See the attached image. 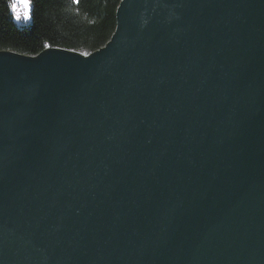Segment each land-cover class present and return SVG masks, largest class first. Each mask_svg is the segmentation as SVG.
<instances>
[{"label":"water","instance_id":"water-1","mask_svg":"<svg viewBox=\"0 0 264 264\" xmlns=\"http://www.w3.org/2000/svg\"><path fill=\"white\" fill-rule=\"evenodd\" d=\"M0 264H264V0L0 50Z\"/></svg>","mask_w":264,"mask_h":264},{"label":"trees","instance_id":"trees-1","mask_svg":"<svg viewBox=\"0 0 264 264\" xmlns=\"http://www.w3.org/2000/svg\"><path fill=\"white\" fill-rule=\"evenodd\" d=\"M30 10L17 21L13 0H0V50L36 55L46 47L93 52L116 28L120 0H28Z\"/></svg>","mask_w":264,"mask_h":264},{"label":"rangeland","instance_id":"rangeland-1","mask_svg":"<svg viewBox=\"0 0 264 264\" xmlns=\"http://www.w3.org/2000/svg\"><path fill=\"white\" fill-rule=\"evenodd\" d=\"M13 4H16L17 5V8H23V11H26L27 13L29 12L30 10V4H29V1L28 0H13ZM22 11V12H23ZM13 13H14V16H15V19L17 21H20L21 18L24 17V15L22 14L19 19H17L16 17V12L15 10L13 9Z\"/></svg>","mask_w":264,"mask_h":264},{"label":"snow or ice","instance_id":"snow-or-ice-1","mask_svg":"<svg viewBox=\"0 0 264 264\" xmlns=\"http://www.w3.org/2000/svg\"><path fill=\"white\" fill-rule=\"evenodd\" d=\"M13 9L15 10L16 12V17L17 19H19V17L23 14L25 16V18H27V12L26 11H23V12H17V5L16 4H13L12 5ZM85 55H87V53H85Z\"/></svg>","mask_w":264,"mask_h":264},{"label":"clouds","instance_id":"clouds-1","mask_svg":"<svg viewBox=\"0 0 264 264\" xmlns=\"http://www.w3.org/2000/svg\"><path fill=\"white\" fill-rule=\"evenodd\" d=\"M23 8H17V12H22Z\"/></svg>","mask_w":264,"mask_h":264}]
</instances>
